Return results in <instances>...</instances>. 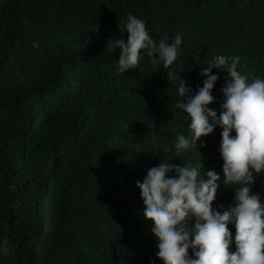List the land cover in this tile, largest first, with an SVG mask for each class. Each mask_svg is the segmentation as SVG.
<instances>
[{
  "label": "trees",
  "instance_id": "obj_1",
  "mask_svg": "<svg viewBox=\"0 0 264 264\" xmlns=\"http://www.w3.org/2000/svg\"><path fill=\"white\" fill-rule=\"evenodd\" d=\"M129 11L157 40L183 33L171 70L193 87L217 53L264 74V0H0V264H163L136 181L161 159L223 174L219 125L174 157L190 117L168 68L144 55L116 71L107 45ZM213 71L220 110L227 69ZM253 191L264 194V173ZM234 195L221 182L213 203Z\"/></svg>",
  "mask_w": 264,
  "mask_h": 264
},
{
  "label": "clouds",
  "instance_id": "obj_2",
  "mask_svg": "<svg viewBox=\"0 0 264 264\" xmlns=\"http://www.w3.org/2000/svg\"><path fill=\"white\" fill-rule=\"evenodd\" d=\"M119 28L127 34L109 39L107 45L119 50L118 73L137 68L147 55L152 64L168 68V77L175 79L180 97L177 107L186 111L190 121L187 133H176L174 157L183 160L182 154L200 150L207 144L202 137L222 127L223 174L215 168L202 171V160L174 163L161 159L143 180L136 181L143 216L153 221L155 256L163 264H264V194L253 191L256 174L264 173V74L240 71L238 54L217 53L203 62L207 65L200 71L203 84L193 87L171 70L184 50L182 32H164L157 40L146 20L131 11ZM214 68L227 69L220 110L210 106L217 100L213 90L221 78ZM170 150L165 146V152ZM221 182L234 187L228 205L213 203ZM230 223L235 225V235ZM233 241L236 247L230 250ZM149 264H156L155 258Z\"/></svg>",
  "mask_w": 264,
  "mask_h": 264
}]
</instances>
